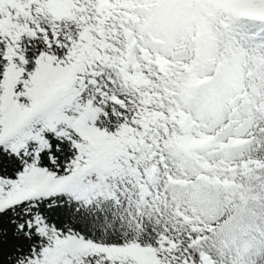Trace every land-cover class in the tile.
Segmentation results:
<instances>
[{
  "label": "snow or ice",
  "instance_id": "obj_1",
  "mask_svg": "<svg viewBox=\"0 0 264 264\" xmlns=\"http://www.w3.org/2000/svg\"><path fill=\"white\" fill-rule=\"evenodd\" d=\"M0 264H264V0H0Z\"/></svg>",
  "mask_w": 264,
  "mask_h": 264
}]
</instances>
